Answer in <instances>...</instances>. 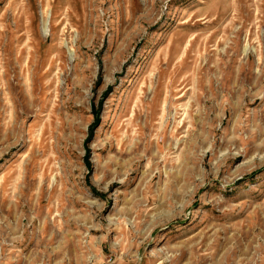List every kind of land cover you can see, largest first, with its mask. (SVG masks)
I'll use <instances>...</instances> for the list:
<instances>
[{
  "label": "rangeland",
  "instance_id": "obj_1",
  "mask_svg": "<svg viewBox=\"0 0 264 264\" xmlns=\"http://www.w3.org/2000/svg\"><path fill=\"white\" fill-rule=\"evenodd\" d=\"M6 224L0 264H264V0H0Z\"/></svg>",
  "mask_w": 264,
  "mask_h": 264
},
{
  "label": "bare ground",
  "instance_id": "obj_2",
  "mask_svg": "<svg viewBox=\"0 0 264 264\" xmlns=\"http://www.w3.org/2000/svg\"><path fill=\"white\" fill-rule=\"evenodd\" d=\"M17 227H18V225H15L14 229H16ZM10 229H11V226L10 225L8 226L7 224L5 225V227L4 226H0V230H2V231L4 230L5 232L9 231Z\"/></svg>",
  "mask_w": 264,
  "mask_h": 264
}]
</instances>
